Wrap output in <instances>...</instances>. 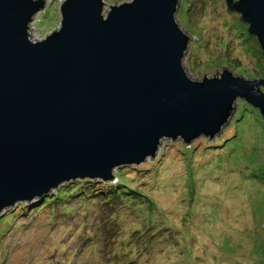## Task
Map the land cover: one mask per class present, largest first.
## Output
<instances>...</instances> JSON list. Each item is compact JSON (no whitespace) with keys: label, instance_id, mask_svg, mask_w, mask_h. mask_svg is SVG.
<instances>
[{"label":"water","instance_id":"water-1","mask_svg":"<svg viewBox=\"0 0 264 264\" xmlns=\"http://www.w3.org/2000/svg\"><path fill=\"white\" fill-rule=\"evenodd\" d=\"M46 4L0 0V215L67 182L114 181L165 139L215 138L239 99L264 118V78L188 75L179 0H63L60 27L34 39ZM227 4L264 51V0Z\"/></svg>","mask_w":264,"mask_h":264},{"label":"rangeland","instance_id":"rangeland-1","mask_svg":"<svg viewBox=\"0 0 264 264\" xmlns=\"http://www.w3.org/2000/svg\"><path fill=\"white\" fill-rule=\"evenodd\" d=\"M46 1L31 24L34 39L61 25L63 0ZM177 19L190 37L184 67L192 78L220 75L224 67L264 78L260 43L227 0H179ZM258 110L239 99L215 138L165 139L154 158L117 168L114 181L74 180L7 208L0 264H264ZM111 188L120 190V201L106 196Z\"/></svg>","mask_w":264,"mask_h":264},{"label":"trees","instance_id":"trees-1","mask_svg":"<svg viewBox=\"0 0 264 264\" xmlns=\"http://www.w3.org/2000/svg\"><path fill=\"white\" fill-rule=\"evenodd\" d=\"M261 52H262V54L264 55V51L261 50ZM89 185H90V186H93L92 183H89ZM89 185H88V186H89ZM87 193H88V192L81 194V195H80V198H83V199L86 198V196L88 195ZM96 193H97V194L99 193V189L97 190ZM121 195H122V194H120V190H119L118 188H111V189L106 190V196L110 197V199H114V200H116V201H120V199H121ZM108 201H109V200H108ZM133 202H134V201H133Z\"/></svg>","mask_w":264,"mask_h":264},{"label":"bare ground","instance_id":"bare-ground-1","mask_svg":"<svg viewBox=\"0 0 264 264\" xmlns=\"http://www.w3.org/2000/svg\"><path fill=\"white\" fill-rule=\"evenodd\" d=\"M250 105V104H249ZM259 111V110H258ZM261 115V114H260ZM210 146V145H209ZM165 255V254H164ZM169 255V254H168ZM172 260V259H171Z\"/></svg>","mask_w":264,"mask_h":264}]
</instances>
